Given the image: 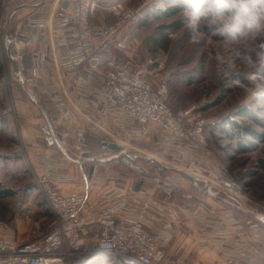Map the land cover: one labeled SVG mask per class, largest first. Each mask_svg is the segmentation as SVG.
Wrapping results in <instances>:
<instances>
[{"label":"built area","instance_id":"2783aa9c","mask_svg":"<svg viewBox=\"0 0 264 264\" xmlns=\"http://www.w3.org/2000/svg\"><path fill=\"white\" fill-rule=\"evenodd\" d=\"M157 1L128 7L121 0H50L15 22V71L26 89L52 105L48 123L88 171L78 180L66 177L58 172L67 169L65 157L57 160L33 147L44 171L34 184L53 222L41 238L23 243L8 236L7 223L0 221V264H72L84 255L167 264L164 245L181 222L195 230L197 248L212 244L222 263L264 264V224L229 204L264 215V203L247 200L218 159L209 141L215 119L201 117L199 107L172 110L166 58L135 57L133 32ZM102 4H108L112 22L94 24ZM103 142L165 168L110 152ZM83 153L112 159L89 162ZM110 163L132 177L110 170ZM64 182H77L79 189L66 194ZM204 187L215 197L205 195ZM90 229L97 231L90 238L94 249L83 241Z\"/></svg>","mask_w":264,"mask_h":264},{"label":"rangeland","instance_id":"374dc122","mask_svg":"<svg viewBox=\"0 0 264 264\" xmlns=\"http://www.w3.org/2000/svg\"><path fill=\"white\" fill-rule=\"evenodd\" d=\"M40 1L0 0V184L2 188L13 191L10 197H0V221L7 223L8 236L23 243L41 238L53 222L49 210L50 214L41 208V204H45L41 195L34 187L31 188L34 177L38 175L32 167L34 155L31 148L37 147L45 154L54 153L51 155L64 158L55 145L44 147L45 119L23 92L11 71L5 51V32L10 34L15 22L32 10L17 11L6 26L9 13L18 6ZM139 1L121 0L128 7L136 6ZM156 3L162 10L171 7L164 2ZM102 8L99 6L96 10L92 19L94 24L112 22L109 10ZM185 15L186 11L182 8L138 25L133 32L135 57L140 62L155 55L166 58L167 67L172 70L167 98L172 110L199 107V115L206 119L237 116L234 121L238 129L228 135L216 131V138L211 133L210 145L218 159L226 163L228 175L246 193V199L264 203V170L260 162L264 161V99L256 102L257 94L264 96V62H254L250 50L244 45H229L225 39H216L218 33L209 24H203L202 35L193 39L185 25ZM237 77L247 84L235 80ZM37 99L48 117L46 99ZM246 112L253 114L256 120L249 118ZM240 142L243 150H240ZM218 144L226 150L218 151L221 149ZM109 169L123 172L126 178L132 177L122 165L110 163ZM83 170L87 172L88 166ZM191 233L190 224L189 228L181 225L177 248L170 255L169 262L221 264L213 251H194L188 242L184 246L188 241L186 236ZM96 236L94 229L86 232L83 241L88 249H94L95 241L90 238L96 239ZM72 264L125 263L112 258L104 259L103 256L84 255L74 259Z\"/></svg>","mask_w":264,"mask_h":264},{"label":"clouds","instance_id":"9594fccd","mask_svg":"<svg viewBox=\"0 0 264 264\" xmlns=\"http://www.w3.org/2000/svg\"><path fill=\"white\" fill-rule=\"evenodd\" d=\"M185 11L193 39L209 24L227 44L244 45L254 62H264V0H188ZM261 99L257 94L256 102Z\"/></svg>","mask_w":264,"mask_h":264},{"label":"water","instance_id":"95a60500","mask_svg":"<svg viewBox=\"0 0 264 264\" xmlns=\"http://www.w3.org/2000/svg\"><path fill=\"white\" fill-rule=\"evenodd\" d=\"M48 0H41L39 3L33 4V5H21L16 7L15 9H13L7 18V22H6V26L9 24V21L11 19V17L19 10L21 9H27V8H37L42 6L43 4H45ZM5 39H6V55L9 61V65L11 68V71L13 73V75L16 77L17 81L19 82V84L22 87L23 92L27 95V97L31 100V102L40 110V112L42 113L46 125L44 128V133L47 135L46 140L48 141L49 145H55L61 152V154L70 162H74V163H78L79 160H74L70 157V155L63 149V147L60 145V135L55 134L54 130L52 129V127L50 126V124L48 123L47 120V116L44 113L41 105L39 104L38 99L28 90L24 87V85L22 84V80L19 76V74L15 71V67H14V62L10 53V46H11V36L10 34L7 33V31L5 32ZM103 147H106L110 152H121L123 155H125L126 157H128L129 159H142L143 161H145L148 164H153L162 168H165L163 165H161L160 163H158L157 161H155L154 159L144 155V154H135V155H130L129 151L126 150H122V148L120 146H118L115 143H105L103 142L101 144ZM82 157L85 158V160L89 161V162H102V161H109L111 158H105V159H95V158H89V154L88 153H83ZM89 158V159H88ZM202 192L205 195H209L212 197H215V195H213L212 193H210L209 187H204L203 189H201ZM231 206H233L234 208H236L237 210L243 212V213H249L254 215V217L260 221L262 224H264V215L257 212L256 210H245L242 207L229 203Z\"/></svg>","mask_w":264,"mask_h":264},{"label":"crops","instance_id":"0c3cea01","mask_svg":"<svg viewBox=\"0 0 264 264\" xmlns=\"http://www.w3.org/2000/svg\"><path fill=\"white\" fill-rule=\"evenodd\" d=\"M103 8L102 9H106L108 7V4H102L101 5ZM107 10V9H106ZM112 19V18H111ZM93 23V22H92ZM103 23V22H102ZM105 23V22H104ZM101 24V23H100ZM231 120H235V118H237V116L234 117H230L228 116ZM209 120H213V119H209ZM215 121H219V119H215ZM225 131L222 132L216 128H210L209 129V141H211V136L210 134L213 133L214 134V138H216V136L218 135V133L216 134V131H220V133L222 135H228L230 133V131H228V128L225 126L224 127ZM216 134V135H215ZM221 134L219 136H221ZM218 138V137H217ZM234 140L236 141V137L234 138ZM238 141V139H237ZM217 143V142H216ZM240 145V150H243V144L240 142L238 143ZM219 149L218 151L222 152V151H225L226 149H224L225 147L222 145V144H218ZM32 149V153L34 155V160L32 161V167L34 168V172H36V174L38 175H41L44 171H43V168L41 167V165L38 163V160L37 158L35 157V151H34V148H31ZM39 149V148H38ZM41 151V150H40ZM51 154H54V153H51ZM54 156V155H53ZM57 158V160H61V158L57 157L56 155L54 156ZM64 157V156H63ZM64 159V158H63ZM65 162L67 163V169L65 170H62V171H58L60 174H63V175H66V177H74L78 180V177L82 176V172H84L80 166V164H77V163H74V162H70L69 160H67L66 158L64 159ZM62 161V160H61ZM82 173V174H81ZM148 183H143V185H147ZM60 187L61 189L64 191V193H70L72 191H76L77 189H79V186H78V183L77 182H64V183H61L60 184ZM140 187V184H136L134 186V190L138 189ZM97 194V193H96ZM94 196V195H93ZM264 200V199H262ZM91 201V200H90ZM48 209V208H47ZM50 214V213H49ZM181 225H184L186 227H188V225H185L183 224L182 222L180 223ZM180 224H176L175 226V237L167 244L164 245V250L168 256V259H167V264H172L171 261L169 262V257L170 255L173 253V251L177 248V245H176V241L178 239V231L180 230V227L181 225ZM189 228V227H188ZM192 229V233L187 235V239L188 241H186V243H184V246L186 247L187 246V242L190 243V248L193 249L194 251H198V252H205L206 250H210V251H213V253L216 255L219 263L221 264H224L222 263L218 256H217V253L215 251V249L213 248L212 244H208L205 248L203 249H198L197 248V245H196V239H197V235H196V232L195 230L193 229V227H191ZM97 232V231H96ZM13 238V237H11ZM15 240H17L16 238H13ZM190 240V241H189ZM18 241V240H17Z\"/></svg>","mask_w":264,"mask_h":264},{"label":"trees","instance_id":"16d2710c","mask_svg":"<svg viewBox=\"0 0 264 264\" xmlns=\"http://www.w3.org/2000/svg\"><path fill=\"white\" fill-rule=\"evenodd\" d=\"M160 2H164L165 5H171V7H168L166 9L160 8L159 6H157L158 3H155L153 5H151L147 10H146V15L145 18L138 24L139 26L142 25L143 23H145L146 20L150 19V18H156L159 15L160 16H167L169 13L171 12H175L178 11L179 9H186L187 4H188V0H159ZM134 38V36H133ZM216 39H224L223 36H221L220 34L215 36ZM237 79V81L243 82L245 83V81H243L241 78H235V80ZM247 84V83H245ZM45 99V98H44ZM47 104H48V109H49V115L48 117L52 114L53 109H52V105L48 102V100H46ZM249 118H251L252 120H256V118L254 117L253 114L246 112L245 113ZM47 116V115H46ZM228 128V131L233 132L234 130L236 131L238 129V124L234 121L231 120L229 117H225V118H221L219 121L216 122V125L214 126V128L224 132L225 129L224 127ZM44 147L45 148H52V146L54 145H49L48 141L45 140L44 141ZM261 162V168L264 170V161H260ZM184 178H187L185 175H183ZM31 186V185H30ZM35 187V184H33L31 186V188ZM13 195V191L10 189H4L1 187L0 184V197H10ZM46 205L45 204H41V208H43L45 210V213H49L48 209L45 208ZM105 259V258H104ZM109 259V258H108ZM113 259V258H112ZM123 263H126L125 261L121 260Z\"/></svg>","mask_w":264,"mask_h":264},{"label":"bare ground","instance_id":"6f19581e","mask_svg":"<svg viewBox=\"0 0 264 264\" xmlns=\"http://www.w3.org/2000/svg\"><path fill=\"white\" fill-rule=\"evenodd\" d=\"M27 9H30V8H27Z\"/></svg>","mask_w":264,"mask_h":264}]
</instances>
